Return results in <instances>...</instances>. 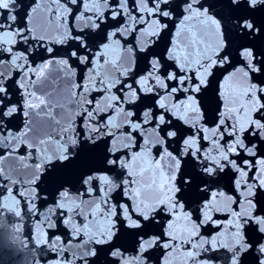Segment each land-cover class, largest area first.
I'll return each mask as SVG.
<instances>
[{
	"label": "snow or ice",
	"instance_id": "snow-or-ice-1",
	"mask_svg": "<svg viewBox=\"0 0 264 264\" xmlns=\"http://www.w3.org/2000/svg\"><path fill=\"white\" fill-rule=\"evenodd\" d=\"M0 148L48 264H264V0H0Z\"/></svg>",
	"mask_w": 264,
	"mask_h": 264
},
{
	"label": "water",
	"instance_id": "water-1",
	"mask_svg": "<svg viewBox=\"0 0 264 264\" xmlns=\"http://www.w3.org/2000/svg\"><path fill=\"white\" fill-rule=\"evenodd\" d=\"M24 3L29 4L31 0H24ZM256 16L259 19L261 13H256ZM225 27L227 28V25ZM39 62V57H36L34 63ZM15 98L22 99L19 92ZM22 120V117L16 118L12 126L20 127ZM4 151L3 148H0V154H3ZM22 151L23 149H21ZM19 224V218L12 213L5 212L0 217V264H48L52 259L50 251L45 246L36 245L34 241V218L25 211L22 231L16 233L14 228ZM227 255L223 250L208 254L212 264H227Z\"/></svg>",
	"mask_w": 264,
	"mask_h": 264
}]
</instances>
